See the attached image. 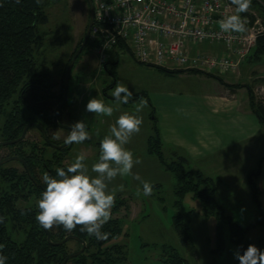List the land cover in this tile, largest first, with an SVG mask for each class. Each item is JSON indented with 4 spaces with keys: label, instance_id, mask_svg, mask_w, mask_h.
<instances>
[{
    "label": "rangeland",
    "instance_id": "1",
    "mask_svg": "<svg viewBox=\"0 0 264 264\" xmlns=\"http://www.w3.org/2000/svg\"><path fill=\"white\" fill-rule=\"evenodd\" d=\"M48 1L45 9L48 22L39 27L43 32V47L38 54L39 71L48 74L51 91L57 94L66 63L85 33L88 6L85 0ZM256 13L262 17L260 10ZM261 24L263 34V20ZM196 46L198 51L208 53L224 49L217 43ZM108 53L110 63L106 70L100 66L94 47L88 44L70 73L67 104L60 117L61 124L70 128L77 121H85L92 137L82 144L70 145L62 163L67 166L82 150L90 169L99 157L100 140L118 116L125 111L134 112L133 106L140 97L148 100L147 107L138 113L143 119L141 130L126 147L141 161L134 165L132 173L151 182L153 194L144 196L142 185L133 175L117 176L110 182L109 190H114L115 196L111 218L119 220L121 231L108 244L124 247L127 264H159L166 247L174 248L187 264H238L235 253L241 251L230 238L228 224L216 214L205 215L200 199L192 192L177 193L179 179L165 168L156 154L149 153L148 138L154 134L156 123L161 153L167 162L183 156L186 160L184 170L210 178L215 187L214 198L231 221L245 227L256 220L259 207L248 174L259 166L260 174L254 181L264 214V126L250 110L248 90L244 85L251 87L255 100L264 106V57L250 62L248 58L241 60L235 72L212 73L224 83L233 84L230 87L209 76L211 72L194 69L198 72L167 73L137 62L129 52L120 53L118 62H114L111 51ZM117 82L124 83L133 92L127 104H118L110 95ZM219 94L227 96L228 101L216 99ZM92 97L113 106V115L86 111ZM49 134L51 138L58 135L59 139H52L61 141L67 131L51 126ZM25 138L29 141L42 139L35 128H30ZM7 152L8 148H0V155ZM9 165L21 170L18 162ZM120 185L124 186L123 191ZM137 189L141 190L139 196ZM18 205L26 203L20 200ZM178 215L188 227L190 248L181 243L175 229V216ZM219 225H222L220 237ZM246 238L264 251L263 227L249 230ZM75 248L73 241L68 242L69 250Z\"/></svg>",
    "mask_w": 264,
    "mask_h": 264
},
{
    "label": "trees",
    "instance_id": "2",
    "mask_svg": "<svg viewBox=\"0 0 264 264\" xmlns=\"http://www.w3.org/2000/svg\"><path fill=\"white\" fill-rule=\"evenodd\" d=\"M85 2L88 6L86 0ZM48 4V0H43L41 5H38L36 0H20V3L16 0H0V141L18 138L27 124H29L27 131L35 128L42 138L40 141H29L24 137L15 143L0 145V148H8L5 157H16L0 165V215L6 218L4 223H0V245L4 246L3 254L8 257L6 264H61L72 252L79 250L81 241L85 242V249L77 256L69 257L65 264H127L124 247L108 244L120 234L121 227L117 218H111L103 226L102 231L109 233L105 240H97L94 236H89L87 232L80 231L79 225L71 232L64 230L62 225L53 226L51 230H48L52 242H58L69 235L73 236L58 245L47 241L45 229L35 219L38 211L36 201L46 187L42 183V176L45 172L55 176L58 167H66L62 161L68 155L70 148V145H66L56 149L45 140L41 132V129L46 132L51 143L61 144L64 141V139L54 141L49 134V128L57 126L53 120V111L63 98V75L60 91L56 94L51 91L48 74L39 71L41 63L38 60V54L43 47V32H40L39 27L48 22L45 11ZM249 9L256 12L260 10L261 19L264 21V0H252ZM81 41L82 38L75 50ZM88 44L93 46L89 38L74 65ZM112 53L115 57L114 62H118V52ZM262 57H264V33L257 37L254 47L246 56L248 62L257 61ZM70 59L71 57L66 65ZM109 63L110 60L103 65V68L107 70ZM156 68L165 70L167 73L198 72L194 69ZM208 75L226 84L219 76L212 73ZM228 86L232 87L233 84ZM244 87L248 90L251 112L264 126V106L255 100L248 84ZM66 104L67 102L57 112L59 123H61V113L66 108ZM152 119L156 122L154 116ZM153 131L154 134L148 138L147 149L149 153L156 154L165 168L177 176L180 181L177 193L182 195L188 191L192 192L194 197L200 199L205 215L216 214L225 221L228 224L232 242L240 248L241 253L246 250L250 244H253L246 238V233L257 226L264 228V214L257 198L258 190L254 181L260 174L259 166L248 174L254 200L259 207V216L243 227L224 214L214 198L215 187L210 178L204 177L199 172L184 170L183 164L186 160L183 156H178L176 160L169 162L164 159L156 123L153 125ZM14 161L20 164L21 170L9 165ZM20 200H23L26 205H18ZM22 210L26 214L22 215ZM174 226L180 234L181 243L190 248L188 227L182 222L180 215L175 216ZM221 226H218L219 237ZM70 241L75 243L74 250L68 249ZM159 264H187V262L174 248L166 247Z\"/></svg>",
    "mask_w": 264,
    "mask_h": 264
},
{
    "label": "built area",
    "instance_id": "3",
    "mask_svg": "<svg viewBox=\"0 0 264 264\" xmlns=\"http://www.w3.org/2000/svg\"><path fill=\"white\" fill-rule=\"evenodd\" d=\"M94 10L89 39L103 66L108 52H129L139 63L166 69L235 72L262 33L255 10L244 33H223L217 21L235 12L231 0H91ZM220 44L221 52L196 45Z\"/></svg>",
    "mask_w": 264,
    "mask_h": 264
},
{
    "label": "clouds",
    "instance_id": "4",
    "mask_svg": "<svg viewBox=\"0 0 264 264\" xmlns=\"http://www.w3.org/2000/svg\"><path fill=\"white\" fill-rule=\"evenodd\" d=\"M16 2L20 3V0ZM36 3L41 5L43 0H36ZM231 4L235 6V12L225 14L217 21L219 29L223 33H244L247 31V18L240 14L249 10L252 0H231ZM110 95L118 104H127L133 92L124 83L117 82ZM147 105L148 100L140 97L133 106L134 112L125 111L118 116L100 140L99 157L90 169L86 163L87 155L81 150L66 167H58L55 176L48 172L43 174L42 183L46 187L36 201L38 211L35 216L42 228L51 230L53 226L62 225L64 230L71 232L79 225L80 231L87 232L97 240H105L109 233L102 229L111 219L115 204L114 190H109L110 182L117 176L133 175V179L142 185L144 196L153 194V184L139 174L132 173L134 165L141 161L126 147L133 135L140 132L143 119L138 113ZM86 111L110 117L114 108L103 99L92 97L86 105ZM52 138L59 139V136L54 135ZM91 138L85 121L81 120L71 125L63 142L66 145L82 144ZM123 188L120 185L121 191ZM140 194L141 190L137 189V195ZM21 214L26 213L22 210ZM5 219V216L0 215V223H4ZM3 247L0 245V264H6L8 259L3 254ZM235 258L240 264H264V251L250 244L242 253L237 251Z\"/></svg>",
    "mask_w": 264,
    "mask_h": 264
},
{
    "label": "water",
    "instance_id": "5",
    "mask_svg": "<svg viewBox=\"0 0 264 264\" xmlns=\"http://www.w3.org/2000/svg\"><path fill=\"white\" fill-rule=\"evenodd\" d=\"M87 3H88V6H89V15H88V23H87V26H86V30H85V33L83 35V38H82V41L80 43V45L78 46V48L74 51V53L72 54L71 56V59L70 61L68 62L65 70H64V74H63V98L62 100L60 101V103H58L55 108H54V111H53V120L55 122V124L57 126H61L63 128H66L68 129V131L71 130V128L67 125H63L61 123L58 122L57 120V112L58 110L65 104L66 100H67V85H68V80H69V75H70V71L75 63V60L77 58V56L79 55V53L81 52V50L83 49V47L85 46L88 38H89V32H90V29H91V26H92V23H93V18H94V10H93V4H92V1L91 0H86ZM29 124H27L26 126H24L23 130H22V133L21 135L14 139V140H11V141H0V145H6V144H12V143H15L21 139H23L26 135V132H27V128H28ZM41 132L45 138V140L53 147H55L56 149H60L64 146H66V144L61 143V144H54V143H51L47 137V134L46 132L41 129ZM11 159H16V157H6V158H3L2 160H0V165L7 162V161H10ZM26 170L28 172V169L26 167ZM46 231V234H47V241L54 244V245H58V244H62L63 242H65L66 240L70 239V238H73V236L69 235V236H66L65 238H63L62 240L58 241V242H52L51 239H50V232L45 229ZM82 245L81 247L79 248V250L77 251H74L72 252L68 257H66L63 262L61 264H65V262L68 260L69 257H74V256H77L78 254H80L84 249H85V242L84 241H81Z\"/></svg>",
    "mask_w": 264,
    "mask_h": 264
},
{
    "label": "crops",
    "instance_id": "6",
    "mask_svg": "<svg viewBox=\"0 0 264 264\" xmlns=\"http://www.w3.org/2000/svg\"><path fill=\"white\" fill-rule=\"evenodd\" d=\"M213 53H218V52H213ZM226 84H229L230 85V83H226ZM216 99H219V100L224 101V102H227L228 101L227 96H222L221 94H219L218 97H216Z\"/></svg>",
    "mask_w": 264,
    "mask_h": 264
},
{
    "label": "flooded vegetation",
    "instance_id": "7",
    "mask_svg": "<svg viewBox=\"0 0 264 264\" xmlns=\"http://www.w3.org/2000/svg\"><path fill=\"white\" fill-rule=\"evenodd\" d=\"M59 127H61V126H59ZM61 128H62V129H65V130L67 131V134H68V132H69L68 129L63 128V127H61ZM3 157L6 158V157H8V156L5 157V154H4V155H0V160H2Z\"/></svg>",
    "mask_w": 264,
    "mask_h": 264
}]
</instances>
